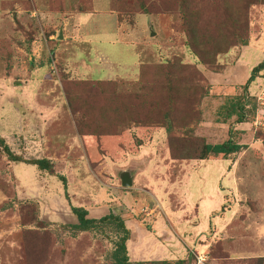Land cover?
<instances>
[{
	"label": "rangeland",
	"instance_id": "obj_1",
	"mask_svg": "<svg viewBox=\"0 0 264 264\" xmlns=\"http://www.w3.org/2000/svg\"><path fill=\"white\" fill-rule=\"evenodd\" d=\"M8 1L0 0V264H114V226L71 229L72 209L91 207L98 219L114 214L146 231L170 217L188 239L185 259H165L172 264H264V70L245 89L264 62V0H242L234 18L238 0H120L130 6L121 16L119 0ZM175 85L185 90L170 104ZM243 97L246 122L224 121L229 98ZM90 106H107L115 120L100 128L104 137L129 125L128 140L92 149L83 137L102 120H91ZM231 138L241 151L227 160H179ZM39 160L49 167L31 164ZM123 172L132 187L122 186Z\"/></svg>",
	"mask_w": 264,
	"mask_h": 264
},
{
	"label": "trees",
	"instance_id": "obj_2",
	"mask_svg": "<svg viewBox=\"0 0 264 264\" xmlns=\"http://www.w3.org/2000/svg\"><path fill=\"white\" fill-rule=\"evenodd\" d=\"M237 1V0H236ZM235 2V1H234ZM188 6V4H186ZM244 3L242 0H238V3L235 5H230L229 7H231L229 10V12L231 13L232 18L236 17V16H240L242 14H240V10L243 9ZM142 9L145 10V6L143 5L141 7ZM130 9L129 4L127 3H122L119 1H117L114 5H113V11L114 12H119V15L121 12H128ZM121 16V15H120ZM264 70V62H262L261 64H259L256 68L253 69L252 71V75L249 78L245 89L248 90V86L255 80V77L258 73H260L261 71ZM179 88H182V94L184 93L185 90V86H179L177 87L176 85L173 86L168 94H166V96H164V99H168L170 100V104L174 102V100L180 96H182V94L179 96L178 90ZM248 102H245V98H229L228 100V105L224 108L226 109L225 115H224V121H227L228 119H231L234 116H237L238 118V123H243L246 122V112H245V105ZM93 106V105H92ZM90 106V114L89 116H92L91 120L98 122L97 120H102V122H98L96 123L99 129L96 130L94 134L91 133V137H88L92 140H95V142H102L104 139H114L117 140L119 142H126L128 140V133H124L125 130L127 129H131L128 126H126L125 128L120 129L121 134H116L113 131H110L109 133H107V136H113V135H119L116 137H104V133L100 132V128L104 129L105 127L111 128V124L114 123V118H112L111 116L109 118L108 114H110V109L106 106L105 108H98V107H92ZM168 113L166 112L164 117H167ZM107 119V121H105ZM110 124V125H109ZM167 132L172 133V129L170 127L165 128ZM133 134L135 135V143L138 141H141V139L136 135L135 132H133ZM168 134V135H169ZM169 138V137H168ZM172 138V137H171ZM93 144V143H92ZM95 149L98 146V143L94 144ZM168 147H169V151L172 155V145H171V141L170 138L168 139ZM94 149V148H93ZM101 149V146H100ZM241 151V146L236 144L232 138L220 143V144H203L201 151L199 152V154H197V157H184V156H180L181 159L179 160H207V159H215L218 157H223L224 159H229V157H231V155L233 154H237ZM9 153V151H8ZM173 156V155H172ZM192 156V155H191ZM11 159L16 162L18 161L16 156H12L10 155ZM177 158V157H175ZM31 164L33 165H37L39 166L41 169H45L47 167H49V163L46 160H39V161H34ZM73 214L77 217V221L75 224H71V229H73L77 234L79 233H84V232H102L106 229V227L109 226H114L117 229V232L119 233L118 235L120 236L118 243H116V249L112 254V259L114 261V264H132L129 261V256H128V251H127V245L126 243L128 242L129 238H130V230L127 229L126 225H125V221L123 220V218H121L118 215H114V214H109L108 216H105L103 218L100 219H96V218H89L88 215V211L83 209V208H73L72 209ZM43 247H46L45 244H42ZM40 249V248H39ZM179 261V260H177ZM174 261H162L159 264L163 263V264H172ZM178 263H183V262H178ZM136 264H144V263H136Z\"/></svg>",
	"mask_w": 264,
	"mask_h": 264
},
{
	"label": "crops",
	"instance_id": "obj_3",
	"mask_svg": "<svg viewBox=\"0 0 264 264\" xmlns=\"http://www.w3.org/2000/svg\"><path fill=\"white\" fill-rule=\"evenodd\" d=\"M11 1H8V3ZM19 2H23V0H19ZM26 12H28V10H26ZM83 138L85 139V141L87 139L86 141L87 143H91L92 149L95 148L94 144L96 142L94 140L88 137H83ZM91 208L85 209L88 211L89 217L98 219V217L92 216ZM126 220L127 221L124 220L125 225L127 229L130 230V238L126 243V245H127L129 258H131L130 259L131 262L143 263L146 261H151V262L175 261V260H165L167 259V257H174V255L185 259L186 250L184 246L185 244H187L188 239L186 238L184 230L182 231V228L179 229L181 227L180 225L179 226L177 225V228L175 230L170 229L175 224L174 222L171 221L170 217L168 218V223H167L168 225L157 218L155 222L157 223L158 229L152 228L151 231L149 230L146 231V229L142 227L135 226L132 223L133 219H126ZM186 232H188L187 229ZM192 233L195 232L193 231ZM167 251H169L168 254Z\"/></svg>",
	"mask_w": 264,
	"mask_h": 264
},
{
	"label": "water",
	"instance_id": "obj_4",
	"mask_svg": "<svg viewBox=\"0 0 264 264\" xmlns=\"http://www.w3.org/2000/svg\"><path fill=\"white\" fill-rule=\"evenodd\" d=\"M63 38L62 34H60L59 39ZM121 182L122 186L125 188H130L133 186V178L130 172H123L121 174Z\"/></svg>",
	"mask_w": 264,
	"mask_h": 264
},
{
	"label": "built area",
	"instance_id": "obj_5",
	"mask_svg": "<svg viewBox=\"0 0 264 264\" xmlns=\"http://www.w3.org/2000/svg\"><path fill=\"white\" fill-rule=\"evenodd\" d=\"M198 263L199 264H204V259L200 258Z\"/></svg>",
	"mask_w": 264,
	"mask_h": 264
}]
</instances>
